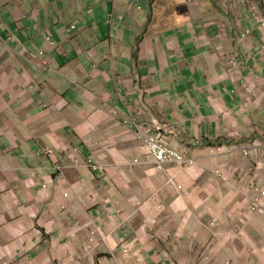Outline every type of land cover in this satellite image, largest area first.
I'll list each match as a JSON object with an SVG mask.
<instances>
[{"label":"crops","instance_id":"obj_1","mask_svg":"<svg viewBox=\"0 0 264 264\" xmlns=\"http://www.w3.org/2000/svg\"><path fill=\"white\" fill-rule=\"evenodd\" d=\"M153 122L194 165L157 168L133 132ZM255 139L248 0H0V264H264V154L239 148Z\"/></svg>","mask_w":264,"mask_h":264},{"label":"built area","instance_id":"obj_2","mask_svg":"<svg viewBox=\"0 0 264 264\" xmlns=\"http://www.w3.org/2000/svg\"><path fill=\"white\" fill-rule=\"evenodd\" d=\"M248 12L252 20H254L255 23L260 25L261 27H264V2L261 0H248ZM72 29H75V26H71ZM251 35L250 29L240 28L238 29V37L239 41L243 42L247 37ZM44 52H40V57L42 58L44 56ZM227 64L229 68H231L234 72H238L239 67L241 65L240 63V57L237 52H234L230 54L227 58ZM42 66L47 67V60L42 59ZM153 124H138L136 125L134 134L137 136L138 139H140L144 146L148 148V150L151 152V154L155 158V163L157 165V168L162 170L164 165L167 163H178L182 166H192L195 164L196 160L187 157L186 152L184 151H178L173 149L170 146L169 143V137L167 136V133H174V130H170L166 125H160L157 122H153ZM152 127L155 128L156 131L152 130ZM239 148L243 152V154L248 158H254L255 156L259 154H264V145L260 140H253L250 142L242 143ZM223 152V147H211L210 153L211 154H217ZM47 153L49 155H53L52 150H48ZM56 159V158H55ZM55 168L58 171H61L63 166L59 164L58 159L55 160ZM135 164L139 163V160L134 161ZM90 167H92L94 170L100 169L102 171L105 170V166H97L93 163H90ZM223 165H220L214 173V176L217 177V179L221 180L223 179V172H222ZM168 184H175V180L171 178L168 181ZM178 190L181 189V186L177 187ZM249 191L255 193L254 197L251 199L250 204V211L252 213H264V187L258 186L257 184L250 183L249 185ZM214 225V224H212ZM129 234H125V238H128ZM122 248L124 249L125 253H128L129 248L126 245H123ZM213 255V254H212ZM212 255H206V259H212ZM136 264H147L145 260L141 256L136 257ZM225 264H237L234 260H228L225 262Z\"/></svg>","mask_w":264,"mask_h":264},{"label":"rangeland","instance_id":"obj_3","mask_svg":"<svg viewBox=\"0 0 264 264\" xmlns=\"http://www.w3.org/2000/svg\"><path fill=\"white\" fill-rule=\"evenodd\" d=\"M240 22V20H238V22L236 24H238Z\"/></svg>","mask_w":264,"mask_h":264},{"label":"clouds","instance_id":"obj_4","mask_svg":"<svg viewBox=\"0 0 264 264\" xmlns=\"http://www.w3.org/2000/svg\"><path fill=\"white\" fill-rule=\"evenodd\" d=\"M76 28V27H75ZM72 29V28H71ZM212 226H214V225H212Z\"/></svg>","mask_w":264,"mask_h":264}]
</instances>
